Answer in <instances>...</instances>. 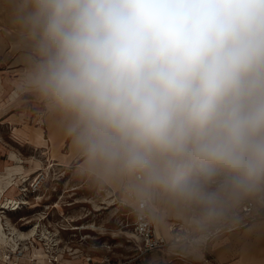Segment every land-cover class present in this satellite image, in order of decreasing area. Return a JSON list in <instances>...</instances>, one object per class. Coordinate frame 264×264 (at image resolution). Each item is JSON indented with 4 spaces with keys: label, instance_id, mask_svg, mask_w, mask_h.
<instances>
[{
    "label": "clouds",
    "instance_id": "clouds-1",
    "mask_svg": "<svg viewBox=\"0 0 264 264\" xmlns=\"http://www.w3.org/2000/svg\"><path fill=\"white\" fill-rule=\"evenodd\" d=\"M38 94L89 161L213 222L264 191V0H20Z\"/></svg>",
    "mask_w": 264,
    "mask_h": 264
},
{
    "label": "rangeland",
    "instance_id": "rangeland-1",
    "mask_svg": "<svg viewBox=\"0 0 264 264\" xmlns=\"http://www.w3.org/2000/svg\"><path fill=\"white\" fill-rule=\"evenodd\" d=\"M18 1L3 2L6 6L5 17L11 24L9 30L18 24L14 17ZM9 35L2 34L7 39ZM27 51L31 53V50ZM16 92L19 94L17 101H25L24 91ZM31 113H28L27 121L33 124ZM20 134L8 123L0 121V188L9 187L13 181L15 189L11 196L17 194L18 197L21 186L30 190L31 185L40 181V187L36 194L27 192L25 203L16 209L6 210L3 222L7 227L11 224L20 231L27 232L34 226L38 230L33 240L27 239L26 244L20 241L21 244L17 245L9 238L2 239L0 232V264L6 258L1 253L9 252L4 244L8 241L12 248L20 245L28 249L36 246L43 248L44 241L55 239L63 248L62 254L76 252L81 258L91 255L94 260L106 255L124 259L134 256L136 251L130 211V204L134 201L125 194V188L129 187L98 170L76 144L74 133L70 131L61 144H46L44 147L30 143L24 135L19 137ZM10 172L12 174L9 175ZM2 196L3 192L0 201ZM167 205L168 212H171L172 204L168 202ZM43 236L48 240H42ZM142 261L137 259L134 264L144 263Z\"/></svg>",
    "mask_w": 264,
    "mask_h": 264
},
{
    "label": "crops",
    "instance_id": "crops-1",
    "mask_svg": "<svg viewBox=\"0 0 264 264\" xmlns=\"http://www.w3.org/2000/svg\"><path fill=\"white\" fill-rule=\"evenodd\" d=\"M3 2L4 0H0V65L2 66L0 68V121L8 123L13 130H17L30 143L39 147H44L46 144H61L68 135L70 119L56 110L35 90L28 75L32 57V54L27 51L31 50L29 41L18 24L9 30L8 26L11 24H8V18L5 17L6 6ZM19 5L20 0L16 10H18ZM10 21L12 22V20ZM8 33L10 34L8 39L2 36V34L8 35ZM17 90L24 91L23 99L25 101H17L19 95ZM30 112H32L30 118H32L33 124L31 121H27ZM26 122L27 124H25ZM14 185L15 182L12 181L9 184V187L12 186L9 190L8 186L0 188V194L2 192L4 194L0 201L1 204L17 196V194L11 196L15 189ZM167 204V201L156 198V206L160 205L162 212L160 215L153 213L157 230L165 236H169L167 225L171 220L182 219L186 216V212L172 207V205H169L171 212H168ZM5 238L11 239L10 237ZM6 245L7 250L9 248L15 249L9 244ZM190 254L188 258L184 259L152 252L142 259L144 262L142 264H156L158 262L162 264H192V261L195 262L194 264H264V211L255 215L243 228L217 235L206 248H197ZM80 256L76 252L59 254L60 262L63 264H90L100 260H94L91 255H83L82 258ZM2 264L55 263L48 260L47 254L41 246H36L26 248L19 259L16 256H11L8 260L4 259Z\"/></svg>",
    "mask_w": 264,
    "mask_h": 264
},
{
    "label": "built area",
    "instance_id": "built-area-1",
    "mask_svg": "<svg viewBox=\"0 0 264 264\" xmlns=\"http://www.w3.org/2000/svg\"><path fill=\"white\" fill-rule=\"evenodd\" d=\"M39 183L40 181H37L36 184L31 185L30 190L28 187L21 186L18 197L2 203V205H5L0 206L2 219L4 220L6 210L16 209L20 204L25 203L28 191L36 194L39 191ZM125 194L134 201L133 204H130V211L132 213L131 225L134 235L135 255L125 259L106 255L99 261L90 264H134L137 259H143L152 252L186 259L191 255V251L200 247L206 248L215 236L243 228L255 215L264 211V191H261L257 193L255 198L241 202L232 211L213 222L203 221L192 213L186 212L184 218L169 222L167 225L169 236H165L157 230L153 217V213L160 215L162 212V207L156 206V198L136 194L127 187L125 188ZM41 239L48 240L46 236ZM54 241L55 239L44 241L43 250L50 262L63 264L60 262L59 257L63 248L59 247V241ZM31 245H33V242ZM19 246L13 250L9 249V252L3 254L7 258L5 260H8L11 256H16L19 259L26 249ZM156 264L162 263L158 262Z\"/></svg>",
    "mask_w": 264,
    "mask_h": 264
},
{
    "label": "bare ground",
    "instance_id": "bare-ground-1",
    "mask_svg": "<svg viewBox=\"0 0 264 264\" xmlns=\"http://www.w3.org/2000/svg\"><path fill=\"white\" fill-rule=\"evenodd\" d=\"M15 166V165H14ZM17 166H19V165H17ZM21 166V165H20ZM10 167H7V169H9ZM12 168V167H11ZM20 168V167H19ZM14 169V168H13ZM15 172H17L16 170H14ZM13 172V171H12ZM15 172H13V173H15ZM19 172H21V171H19ZM10 174H12L11 172L9 173V175ZM19 174V173H18ZM33 174V173H32ZM8 175V176H9ZM23 182V181H22ZM162 202V201H161ZM2 204L0 203V206H1ZM2 206H5V205H2ZM160 206V205H159ZM159 206H157V207H159ZM1 211V210H0ZM23 218V217H22ZM8 224H9V222H8ZM41 226V225H40ZM37 226L35 227H33V228H31L30 230H28L27 232L26 231H20V230H18V229H16L14 226H12L11 224L10 225H8V227L5 225V223L3 222V219H2V217H0V232H1V234H2V238H3V236H5V237H10L11 238V240L13 241V243H15L16 245L17 244H19L20 243V241L21 242H23V243H25V241L27 240V239H30V240H33V238L35 237V235L37 234ZM39 234V233H38ZM43 238V237H42ZM9 242V241H8ZM7 242V243H8ZM1 243L2 242H0V245H1ZM4 243V242H3ZM7 243H4V244H7ZM11 244V243H10ZM21 244V243H20ZM26 244V243H25ZM23 246H24V244H23ZM16 249V248H15ZM263 251V250H262ZM42 260V259H41ZM44 261V260H43ZM43 261H41V262H43Z\"/></svg>",
    "mask_w": 264,
    "mask_h": 264
}]
</instances>
